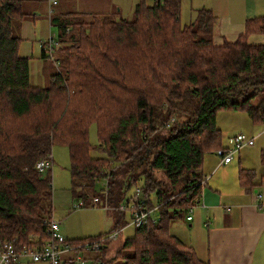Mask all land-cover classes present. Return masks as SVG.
Returning a JSON list of instances; mask_svg holds the SVG:
<instances>
[{"label": "trees", "instance_id": "trees-1", "mask_svg": "<svg viewBox=\"0 0 264 264\" xmlns=\"http://www.w3.org/2000/svg\"><path fill=\"white\" fill-rule=\"evenodd\" d=\"M22 8L21 0H0V243L21 250L31 237L40 245L48 240L50 168L40 172L36 164L59 145L67 148L78 198L106 194L119 211L134 198L128 190L139 187L147 206L158 207L155 224L135 229L117 251L105 242L93 264H208L170 226L201 199L205 157L223 149L217 114L242 113L252 125L264 124V44L247 43L249 35L264 34V17L247 20L235 41L215 45L213 13L199 9L182 25L180 0H140L130 21L56 15L49 21L58 30L57 73L39 88L30 84V58L19 55L22 39L13 34L27 16ZM41 51L52 57L54 47ZM92 125L96 146L89 142ZM259 160L264 167V149ZM255 179V171L240 169L245 192H253ZM120 225L118 217L109 233L66 240H99Z\"/></svg>", "mask_w": 264, "mask_h": 264}, {"label": "crops", "instance_id": "crops-1", "mask_svg": "<svg viewBox=\"0 0 264 264\" xmlns=\"http://www.w3.org/2000/svg\"><path fill=\"white\" fill-rule=\"evenodd\" d=\"M227 2L228 8L217 11L211 4L207 6L217 19L215 45L235 41L244 32L247 20L264 17V0ZM203 8L206 5L194 11ZM247 43L263 45L264 34L249 35ZM218 116L224 119L223 125H218ZM216 125L222 134L223 149L232 147L237 134L251 138L252 143L226 165H220L214 154L205 157V183L202 197L193 208L189 221L191 229L173 232V222L170 234L192 248L197 258L208 264H264V167L257 157L264 149V125H252L245 114L237 112L218 113ZM256 143L258 147L255 148ZM240 169L256 172L253 192H245L239 185ZM186 231L187 236H184Z\"/></svg>", "mask_w": 264, "mask_h": 264}, {"label": "rangeland", "instance_id": "rangeland-1", "mask_svg": "<svg viewBox=\"0 0 264 264\" xmlns=\"http://www.w3.org/2000/svg\"><path fill=\"white\" fill-rule=\"evenodd\" d=\"M22 10L27 16L20 23H15L13 26V34L19 36L22 42L19 46L18 53L22 57L30 58L29 61V80L34 87L43 88L49 84L52 76L57 73L54 60L58 57L57 49L60 47L56 43L58 30L55 26L50 25V18L56 15L66 14L71 12H96L112 16L114 19L133 20L134 8L140 0H21ZM53 1L56 5H52ZM147 5L151 4V0H145ZM205 3V4H204ZM227 0H180V19L181 24H189L196 16L194 11L206 5L211 4L215 7V11L219 8H228ZM216 14V12H214ZM53 39L54 51L52 57L46 54L43 58L42 49L47 48V43ZM221 116V115H219ZM218 116V125H223L224 119ZM246 116V115H245ZM237 125V124H236ZM95 126L92 125L89 129V142L93 146L97 145ZM258 147L256 143L255 148ZM258 152V151H257ZM92 157H102L99 153L92 151ZM258 163H260L257 156ZM52 164L50 168L51 189H52V220L59 226V233L67 240L82 241L87 238H94L100 234L109 233L119 217L121 220L118 231L124 228L120 237L116 242L111 243L110 252L117 251L121 242L131 237L134 234L135 227L128 225L131 223V214L129 211H118L109 208L103 209L102 206H93L92 196L85 203L84 208L73 209V205L77 204L82 199L75 196L72 191L71 180L69 176V158L68 151L65 146L54 145L51 150ZM258 165V164H257ZM46 173V172H44ZM43 173V174H44ZM106 181L104 179L97 182L95 189L100 193L104 189ZM136 188L132 187L128 190L126 197L135 193ZM100 198L101 197H96ZM153 196L151 200L153 201ZM125 203V201L123 202ZM154 217H158L155 213ZM184 222V223H183ZM173 226V227H172ZM171 227L174 231L190 230L189 222L185 217L177 219ZM184 236H187V231ZM80 256L87 259L86 264H93V258L101 256L99 252L88 254L79 253ZM92 260H91V259ZM19 264H47L45 262L34 263L28 259H22Z\"/></svg>", "mask_w": 264, "mask_h": 264}, {"label": "built area", "instance_id": "built-area-1", "mask_svg": "<svg viewBox=\"0 0 264 264\" xmlns=\"http://www.w3.org/2000/svg\"><path fill=\"white\" fill-rule=\"evenodd\" d=\"M52 5H56V2L53 1ZM54 47L53 39L47 43L48 52L51 54ZM264 125V124H263ZM252 143L251 138H247L243 134H237L233 139V145L228 149H220L216 152V156L219 159L220 165H226L230 163L235 155L241 151L246 146ZM52 159L45 158L44 160L39 161L36 164V169L40 172L45 171L51 168ZM205 181H201L200 185L203 186ZM105 188V187H104ZM134 198L121 203L118 207L119 211H129L131 214V223L128 225L134 226L135 229L142 227H149L151 224L157 222L158 217L153 215L157 211V206L148 207V198H142V192L139 187L136 188L134 193ZM260 197V195H258ZM102 206L103 209L108 210L110 208L106 194L99 198H93V206L98 205ZM84 201H80L77 204L73 205V209L77 210L84 208ZM193 208H190L187 212L186 221H191L192 219ZM124 228H121L118 231H114L108 236L99 239L85 242L83 244H77L75 246L67 242V240L59 233V226L53 220L49 223V238L43 244H37L36 238L31 237V245L21 250H16L14 248V243L4 242L0 243V264H19L22 259H28L31 262H45L47 264H64L66 261H71L73 264H86L87 259L80 256L79 253L82 250L84 252H95L98 251L102 244L105 242L114 243L120 237L121 232ZM34 241V242H33ZM85 255V254H84Z\"/></svg>", "mask_w": 264, "mask_h": 264}]
</instances>
